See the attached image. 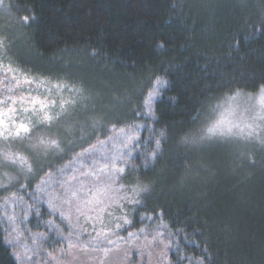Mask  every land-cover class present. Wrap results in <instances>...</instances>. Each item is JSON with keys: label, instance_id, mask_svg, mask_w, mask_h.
<instances>
[{"label": "trees", "instance_id": "trees-1", "mask_svg": "<svg viewBox=\"0 0 264 264\" xmlns=\"http://www.w3.org/2000/svg\"><path fill=\"white\" fill-rule=\"evenodd\" d=\"M9 2L11 15L0 9V35L12 38L11 51L5 55L0 50V58L4 65L11 58L15 72L6 75L0 65V101L7 102L0 103V111L13 107V120L22 122L25 113L35 123L38 114L23 111L31 107L32 97L55 101L52 111L67 102V119L53 129L67 150L63 159L55 157L45 165L38 178L25 179L24 185L30 186L0 187V264H19L7 243L9 216L29 239L24 245L43 264H57L49 253L59 256L57 249L74 247L77 241L69 239L78 236L50 209L51 188L38 191L39 186L60 183L76 172L116 170L125 162L135 164L138 173L116 183L121 198H132L137 174L155 191L136 211L131 205L124 209L132 224L117 222L121 227L106 238L114 237V243L101 248L114 250L121 243L146 239L160 264H177V250L186 257L179 264H198L205 248L210 264H264V144L259 141L264 124L252 138L230 134L203 143L183 139L204 135L227 100L259 96L258 85L264 82V0ZM24 15L34 19L21 27L18 20ZM13 74L36 82L16 86ZM150 77L166 81L153 102L154 114L140 103ZM43 129L37 125L34 136L47 135ZM124 135L131 136V145L123 157H115L120 149L107 155V148L118 146ZM156 139L162 155L153 161L148 153L157 150ZM3 142L15 150L14 142ZM189 167L194 178L181 185ZM10 201L19 210L12 212L6 204ZM120 215L116 211L104 223L112 226ZM52 226L55 230L50 231ZM58 235L69 241L55 245L52 237ZM164 245H170L167 255H161Z\"/></svg>", "mask_w": 264, "mask_h": 264}, {"label": "snow or ice", "instance_id": "snow-or-ice-1", "mask_svg": "<svg viewBox=\"0 0 264 264\" xmlns=\"http://www.w3.org/2000/svg\"><path fill=\"white\" fill-rule=\"evenodd\" d=\"M13 8V5L9 2V0H0V9H2L5 13L11 15L10 9ZM34 19L30 15H24L18 20V23L21 27L26 26L30 23V20ZM261 29H264V20L261 21L260 25ZM12 38L7 35H0V50L3 51L5 55H8L11 51L10 43ZM240 41L236 39L234 41V45L238 46ZM159 47H164L161 43L158 45ZM95 54V52L93 53ZM0 65L5 68V74L14 73L15 69L12 66V60L9 58V61L6 65L3 64L2 58H0ZM11 79L16 82V86L20 85H29L31 86L35 83L34 78H29L28 75L23 77H17L16 75H12ZM166 81L161 79L160 77H150L148 86L143 89V95L140 98L141 105L148 109L150 114H154L152 111V105L157 96L160 95V87L161 85H165ZM43 84H38V87H42ZM58 89L61 87L60 83L55 85ZM67 87V84L64 85ZM11 91V89H9ZM259 103L264 105V86L259 88ZM11 100V97H8ZM21 100L25 98L23 96L20 97ZM15 104V100L12 101ZM0 103L6 104V101H0ZM31 104L30 108H24V112H32L38 114V119L33 123L30 118H26L27 122H20L13 120L12 113L16 111L13 107H7L6 112L0 111V139L5 141H12L15 143V150H11V145H6L3 151H0V171H2V177L0 180H6L7 183H0V187L8 188L9 185L12 186H30L24 185V180L27 179L30 175L36 176L39 175L45 170V165L50 166L51 160L55 157H59L63 159V155L66 152L67 148L62 139H60L59 134H53V129L61 126L64 121L67 119V110L64 108V103L60 104V111H52V108L55 106L56 102L52 101L49 103L47 100L39 99L38 97H32L29 100ZM139 114V113H137ZM99 121L93 123L92 127L95 129L96 124ZM37 125L44 126V131L47 135L34 136V129ZM224 120H218L215 123L211 124L206 128L205 134L201 135L198 139L191 138L187 142L189 143H203L211 140L214 137H223L229 134H232V127H225ZM115 127V124H113ZM121 132L124 129H120ZM243 131V130H241ZM132 136L135 135L133 131ZM161 135H165V133H161ZM249 138H252V134L249 133ZM111 138V137H109ZM35 139V143H26L27 141H32ZM259 141L261 144H264V137H259ZM156 149L150 153H148V157H150L153 161H156L159 156L162 155V152L158 151L161 149V141L160 139L155 140ZM123 157V154H121ZM251 164H255V160L249 161ZM147 167V158L146 162L143 165ZM116 174L111 172H106L105 168H100L99 173L93 172L88 173L90 176H94V180L92 181V187L88 189V191H95L96 195L93 197V201H95L98 205H100V210L105 212L106 215L112 216L116 211L120 212L121 215L118 217L119 220L122 221L124 225H131L132 220L128 218L127 213L124 209L131 205V211H136V209L144 204V202L152 196V193L155 191L152 184L145 183L142 179L139 178L137 174L134 180V187L131 188L133 192V196L131 199L127 197H122V200H127V204L116 203L115 209L109 211L113 207V199L109 195L112 191V185L117 183L118 181L128 180L133 173H138V168L135 164H130L125 162L124 167L117 168ZM194 173L191 167L185 170L184 177L181 179V185H184L185 182L189 179L194 178ZM75 179V176L72 177ZM123 187V185H122ZM83 190V186L79 188H74L71 190V194L67 199L64 200V203L69 204V206H75L78 212L81 211V197L79 193ZM51 199L49 200V206L55 210V196L54 194H49ZM67 195V193H66ZM86 195V194H85ZM89 201L84 200V203H88ZM63 216V213H61ZM99 218V217H97ZM67 219V217H65ZM116 228L121 227L120 224L115 225ZM7 243L11 244L12 240H7ZM170 245H164L161 249V255H167L168 249ZM51 256V253H49ZM19 255H17V259H19ZM53 260L56 259L55 256L51 257ZM29 259H31L29 257ZM180 259H186V257L179 256V250H177V264H179ZM211 254L209 250L205 248L203 250V254L198 260V264H210L211 262Z\"/></svg>", "mask_w": 264, "mask_h": 264}, {"label": "rangeland", "instance_id": "rangeland-1", "mask_svg": "<svg viewBox=\"0 0 264 264\" xmlns=\"http://www.w3.org/2000/svg\"><path fill=\"white\" fill-rule=\"evenodd\" d=\"M258 97L255 99L237 97L227 100V102L217 109L212 124L218 120H224L225 127H232V134L247 135L259 131L262 124H264V105L259 103ZM22 114L24 116L21 118V121L23 122L25 120L26 122L27 116L25 113ZM130 141L131 136L126 137V135H124L121 141H119L118 146L112 145L107 148V155L113 153L118 154V149H120V153L115 157L117 158L121 154L124 155L125 151H127L131 145ZM6 145H10V143H1L0 151H3ZM11 150H13L12 146ZM105 170L106 172L116 174L115 169ZM93 172L99 173V169L88 170L82 173L76 172L75 175H73L75 179L72 178L73 176L66 179L62 178L60 183H55L56 180H51L45 182L38 188V191L49 190L51 188L50 193L55 196V210L52 207H50V209L62 220L71 232L76 233L78 236H76L77 238L70 237L69 239L77 241L74 247L70 245L64 250H62L61 247L58 248L57 251L59 256L53 261H56L57 264H160L157 252L148 249L151 245H147L146 239L142 241L134 240L133 243H128L129 241H127L125 245L121 243L114 250L101 248V245H112L114 243L111 241L114 237L110 241H106V238L118 230L115 225L121 220L117 219L112 221V226L104 223L105 220H108V215H104L105 212L100 210L101 206L93 201V197L96 195L95 191H88V189L92 187V181L94 180V176H90L88 173ZM81 186H83V190L79 193V196L81 197L82 207L81 211L78 212L75 206H69V204L64 203V200L71 194L72 189ZM121 194V189L116 183L113 184L112 191L109 193L114 201L112 209L115 208L116 203L122 201ZM48 198L49 200L51 199L50 195ZM84 200L89 202L84 203ZM6 204L12 212L19 210L17 204L15 206L13 205L14 202L10 201L9 204L8 202ZM109 211H111V209H109ZM61 213H63V216H61ZM65 217H67V219H65ZM7 221L11 223L8 232V240H12V243L8 244L12 247L13 254L16 256L19 255V264H43V258L36 255L34 249L31 250L29 246L24 245L29 242V239L20 229L14 216H9ZM52 230H55L53 226L50 227V231ZM52 238V242H54L55 245L59 244L57 242L63 243V241H69L68 237L62 235ZM65 238H67V240ZM52 256L54 255L51 254L50 258ZM29 257L31 259H29Z\"/></svg>", "mask_w": 264, "mask_h": 264}, {"label": "clouds", "instance_id": "clouds-1", "mask_svg": "<svg viewBox=\"0 0 264 264\" xmlns=\"http://www.w3.org/2000/svg\"><path fill=\"white\" fill-rule=\"evenodd\" d=\"M261 86H264V82H262L260 85H258V90H259V88H260ZM183 139H184V142L189 143V142H187L188 140H190L189 137L185 136Z\"/></svg>", "mask_w": 264, "mask_h": 264}]
</instances>
